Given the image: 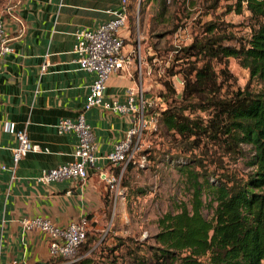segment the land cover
Returning <instances> with one entry per match:
<instances>
[{"label":"trees","instance_id":"16d2710c","mask_svg":"<svg viewBox=\"0 0 264 264\" xmlns=\"http://www.w3.org/2000/svg\"><path fill=\"white\" fill-rule=\"evenodd\" d=\"M152 1L162 6L166 0ZM219 1L224 2L226 11L247 12V33L220 30L221 22L204 23L201 36L178 49L186 58V67L180 70L181 90L176 93L164 83L173 103L159 109L156 124L181 141L191 138L192 147L209 144L219 156H246L249 169L242 176L223 169L210 182L200 160L197 166L201 172L175 157L190 191L189 206L177 203L173 211L159 216L147 254L134 253L129 264H264V0H208L204 8L211 9ZM132 2L126 0L127 15ZM229 57L247 71L248 80L258 84L256 89L237 88L219 94L217 78L227 73ZM212 61L222 67L215 71ZM119 168L120 164L114 165L111 171L116 173ZM199 175L202 181H198ZM105 188L104 217L112 202ZM203 207L209 211L206 216ZM94 236V231H87L77 247L78 258L64 264H88L89 256L79 257L92 251ZM116 247L106 248L105 264L117 263Z\"/></svg>","mask_w":264,"mask_h":264},{"label":"crops","instance_id":"0c3cea01","mask_svg":"<svg viewBox=\"0 0 264 264\" xmlns=\"http://www.w3.org/2000/svg\"><path fill=\"white\" fill-rule=\"evenodd\" d=\"M118 4L119 0H15L0 17L12 46V52L0 58V264L11 259L64 264L48 256L40 231L21 229L23 218L38 215L65 226L88 215V231L101 226L106 188L97 168L108 167L102 159L87 169L83 181L41 184L34 178L42 169L70 161L74 149L73 133L58 134L53 127L58 119H73L81 111L92 79L75 63L73 31L107 20ZM120 32L125 34L124 29ZM133 81L128 74H112L105 97L119 96ZM84 117L98 157L123 137L131 120L129 114L94 107L84 111ZM5 123L47 150L22 154L12 175L11 149L16 141L13 133L4 130Z\"/></svg>","mask_w":264,"mask_h":264},{"label":"rangeland","instance_id":"374dc122","mask_svg":"<svg viewBox=\"0 0 264 264\" xmlns=\"http://www.w3.org/2000/svg\"><path fill=\"white\" fill-rule=\"evenodd\" d=\"M14 2L0 0V17L6 7ZM207 2L166 0L160 6L152 0H133L132 8H128L123 52L133 50L135 65L131 66L134 71L132 76L137 82L138 69L143 91L152 97V111L157 114L159 109L173 103L169 86L167 88L164 83H169L176 93L181 90L180 70L186 67V58L181 56L178 49L194 37L201 36L204 23L221 22L223 25L220 30L232 31L236 35L247 33L244 25L247 12L242 10L241 14H234L226 11L223 1L206 9L204 4ZM212 65L215 71L222 67V64L214 61ZM225 71L224 77L219 74L217 78L220 83L219 94L231 89L258 87L255 81L248 80L247 71L231 57L226 60ZM161 94L165 97H160ZM140 140V148L133 162L129 168L125 165L122 170L121 194L115 203L109 205L108 214L102 217L100 228L93 230L95 239L90 243L91 254L86 252L79 257L89 256L88 264L107 263L108 258L104 256L109 253L106 248L112 246H117L114 252L117 255L116 264H129L134 253L146 255L147 246L152 244L151 237L157 230V218L164 212L173 211L177 203L189 206L190 191L184 172L182 174L178 170L180 166L173 161L175 157H181L185 165L201 172L202 168L197 166L200 160L210 182H214L223 169L237 176H242L249 169L246 156H219L218 150L209 144L192 147L191 138L181 141L176 134L165 131L159 124L154 129L144 130ZM244 148L247 149V146ZM220 166L224 168L220 169ZM198 181H202L200 175ZM201 199H204V194ZM201 211L205 216L209 214L204 207ZM77 256L76 251V259Z\"/></svg>","mask_w":264,"mask_h":264},{"label":"built area","instance_id":"2783aa9c","mask_svg":"<svg viewBox=\"0 0 264 264\" xmlns=\"http://www.w3.org/2000/svg\"><path fill=\"white\" fill-rule=\"evenodd\" d=\"M6 7L5 12L9 11ZM110 17L93 28H77L73 31L71 51L75 56L78 69L92 74L82 109L73 119L60 118L53 127L58 134L73 133L75 142L71 160L51 168L42 169L35 181L41 184L71 179L83 181L87 177V169L94 167L102 159L108 164L106 168H97V176L112 195V202L121 194V175L126 164L133 162L140 148L142 132L154 129L157 113L152 111L153 100L143 91L140 74L137 69V82L134 71L133 50L123 52L126 35L120 31L125 29L127 22L126 0H119L118 6L108 12ZM12 52L10 39L7 37L2 19L0 18V58ZM130 72V73H129ZM130 75L132 85L123 88L119 96L105 97L106 82L112 74ZM98 108L118 114H129L130 124L123 137L113 143L102 156L95 154L96 143L90 125L86 122L84 111ZM150 110V112H148ZM4 130L13 133L16 144L11 149L12 168L24 153L45 152V148L30 143L23 130H14L10 123H5ZM120 164L118 172L111 167ZM3 168V166H2ZM23 231L38 230L45 239L47 254L51 258H60L64 263L74 261L79 243L89 228V221L80 216L69 221L65 226H58L43 216L23 218L19 221ZM6 264H25L20 259H11Z\"/></svg>","mask_w":264,"mask_h":264}]
</instances>
